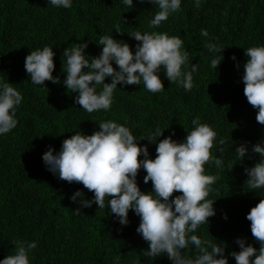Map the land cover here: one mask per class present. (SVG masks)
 <instances>
[{
    "label": "trees",
    "instance_id": "trees-1",
    "mask_svg": "<svg viewBox=\"0 0 264 264\" xmlns=\"http://www.w3.org/2000/svg\"><path fill=\"white\" fill-rule=\"evenodd\" d=\"M133 3L130 9L120 0H73L72 7L64 9L53 7L47 0H0V79L23 96L17 127L0 137V260L14 253V244L26 240L38 242L30 254L32 264H171L166 256L154 260L143 256L148 243L136 232L140 219L131 210L130 223L123 228L110 215V207L98 209L93 205L81 209L79 215L73 214L79 205L71 196L79 190L91 199L93 193L80 183L69 184L54 177L46 170L42 155L48 146L58 152L62 142L77 131L93 134L106 120L126 122L138 141L149 129L159 126L164 131L159 140L174 132L172 138L183 142L197 116L201 123L213 127L217 140H225L223 159L233 168L225 171L205 165L206 174L218 176L215 191L209 196L217 199V214L196 234L224 242L226 255L239 251L234 243L237 238H246L259 249L246 216L264 198V188H249L244 173L259 156L240 164L233 152L241 142L251 146L264 140V125L256 120L258 109L248 103L242 82L245 49L264 45V0H202L200 8L195 7L194 0H182L181 11L158 28L149 27L158 9L139 0ZM201 29H206L209 37L201 36ZM133 31L180 36L189 51L190 64L199 65L193 74V89L186 92L161 72L165 91L148 92L143 83L118 85L109 111H83L74 102L77 94L62 84L66 76L64 50L85 42L86 52L97 57L103 47L97 42L112 32L114 39L128 43L134 52L139 42L128 34ZM209 38L224 48L216 70L210 67ZM44 46L53 47L56 53L53 76L61 81H46V88L33 85L24 67L30 51ZM105 82L110 83V78ZM138 144L149 145L150 158H155L156 145L146 139ZM215 148L214 144L213 155ZM216 155L221 153L217 150ZM145 175L140 170L138 185L142 192H151V182L143 183ZM187 254H193L191 248ZM229 264L236 262L230 258Z\"/></svg>",
    "mask_w": 264,
    "mask_h": 264
},
{
    "label": "clouds",
    "instance_id": "clouds-1",
    "mask_svg": "<svg viewBox=\"0 0 264 264\" xmlns=\"http://www.w3.org/2000/svg\"><path fill=\"white\" fill-rule=\"evenodd\" d=\"M55 8L69 9L73 0H47ZM132 9L133 0H120ZM202 0H194L195 7H201ZM140 4L149 3L158 9L149 21L150 28H158L170 16L181 11L182 0H139ZM121 33L119 29L115 30ZM112 33V32H111ZM107 34L100 37L98 46H103L99 56L93 57L86 52L88 44H72L63 52L65 58L62 84L68 92L77 94L74 102L82 106L87 113L111 109L114 92L118 85H141L151 93L165 91L160 78L163 72L171 83L175 82L186 92L193 87V74L199 65H191L189 51L180 36H169L166 32L128 33L139 42L133 52L130 45ZM201 36L209 37L206 29ZM214 38H209L207 49L211 55L210 67L217 69L223 57L224 49ZM53 47L44 46L30 51L25 57L24 67L35 86L46 88L45 82L61 84L54 77ZM247 62L243 65L242 82L244 95L253 108L258 109L256 120L264 125V45L245 49ZM222 58V59H221ZM236 61L237 58L232 56ZM118 67L114 68L113 65ZM190 68V70H189ZM239 68V64H237ZM110 78L111 82L106 83ZM23 102V96L8 81L0 79V137L5 136L18 125L17 110ZM192 130L186 131L183 142L172 135L159 140L164 131L157 126L149 129L141 140L156 145V156L150 158L149 145L140 146L137 138L125 123L113 120L101 121L98 131L86 135L75 132L62 142L57 152L48 146L42 155V161L54 177L69 184L76 182L93 193L86 199L82 191H76L71 200L79 205L72 212L81 214V209L97 205L98 209L110 207V215L123 228L129 225V211L140 219L136 232L148 243L143 256L156 259L166 256L171 264H229L233 258L236 264H264V198L252 207L246 219L250 221V231L259 244L257 250L246 238H237L234 243L239 251L226 253L227 245L197 235L209 218L216 216L214 204L217 199L209 196L215 190L213 185L218 176L206 174L205 165L231 171L223 159L224 139L217 140V132L197 116L191 121ZM155 140V143H153ZM159 140V142H158ZM215 155H213V147ZM221 155L217 157L216 151ZM239 163L252 159L256 154L259 161L251 168H245L246 185L255 190L264 188V140L255 145L241 142L235 149ZM143 157V159H139ZM144 170L143 183L151 182L152 191L142 192L138 185V174ZM255 192V191H254ZM174 193H182L173 196ZM223 218L227 220L225 213ZM36 241H18L15 251L0 260V264H32L31 252L37 248ZM191 248L192 255L187 254Z\"/></svg>",
    "mask_w": 264,
    "mask_h": 264
}]
</instances>
